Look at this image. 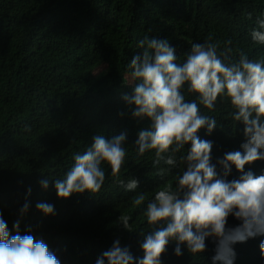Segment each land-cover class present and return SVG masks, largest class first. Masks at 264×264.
<instances>
[{
	"label": "trees",
	"instance_id": "1",
	"mask_svg": "<svg viewBox=\"0 0 264 264\" xmlns=\"http://www.w3.org/2000/svg\"><path fill=\"white\" fill-rule=\"evenodd\" d=\"M258 17L264 18V0H0V214L9 232L15 234L19 220L20 233L31 229L61 264H96L116 239L142 258L140 244L151 230L143 214L147 201L165 185L175 187L184 166L161 162L154 167L155 151L141 156L135 146L150 121L134 119L122 96L132 93L128 65L142 51L138 42L146 36L167 39L177 63H183L193 43L210 38L223 52L230 40L225 63L237 62L241 52L261 61L264 45L250 35ZM185 95L199 103L196 94ZM200 108L217 120L211 135L206 128L198 133L213 142L212 163L242 150L243 125L229 116L234 110L228 98H218L214 110ZM121 132L127 133V157L119 177L105 164L99 193L58 198L54 180L64 177L74 155L97 134L110 139ZM258 161L264 169V160ZM245 167L258 169L255 162ZM44 178H49L47 190L39 183ZM132 178L139 188L125 191L119 181ZM29 188L30 207L22 216ZM141 192L147 199L135 207L133 198ZM39 202L54 205L56 214L38 211ZM121 214L131 217L130 232L116 222ZM206 244L204 264H211L207 256L215 255V243L209 238ZM174 248L170 242L161 264H200L203 253L193 255L182 245L183 255L177 257Z\"/></svg>",
	"mask_w": 264,
	"mask_h": 264
},
{
	"label": "clouds",
	"instance_id": "2",
	"mask_svg": "<svg viewBox=\"0 0 264 264\" xmlns=\"http://www.w3.org/2000/svg\"><path fill=\"white\" fill-rule=\"evenodd\" d=\"M256 24L251 39L264 45V18L258 17ZM230 44L226 41V50L221 52L220 43L210 38L193 43L183 63H177L176 49L167 39L146 36L138 42L142 51L128 65L134 81L132 93L122 96L134 119L150 121L148 128L138 132L135 146L141 156L155 151L154 167L161 162L170 168L181 163L184 167L175 187L165 185L147 201L143 214L151 230L140 244L143 257L135 258L116 239L96 264H105V260L107 264H161L170 242H175L177 257L183 255L182 245H186L193 255L203 253L197 260L204 264L209 238L215 243V255L212 259L207 256L211 264H264V169L258 164L264 160V60H249L241 52L237 62L225 63L232 51L227 47ZM186 92L196 94L199 103L186 99ZM223 97L234 110L229 116L243 125L245 140L242 150L226 152L214 164L213 142L201 139L198 133L206 128L211 135L217 120L202 114L200 106L214 110ZM126 144V132L110 139L103 134L93 136L86 150L74 155L64 177L54 180L57 197L99 193L106 179L103 165L118 178L126 162ZM253 162L258 169L245 167ZM39 183L47 190L49 178ZM119 183L125 191L139 188L135 178ZM30 195L31 188L20 209L22 216L29 211ZM146 199L144 193H137L133 206L144 205ZM36 208L46 216L56 214L50 203L39 202ZM130 220L129 215L121 214L116 222L130 232ZM13 228L14 235L0 214V264H61L43 239L30 234L31 229L22 235L19 220Z\"/></svg>",
	"mask_w": 264,
	"mask_h": 264
}]
</instances>
